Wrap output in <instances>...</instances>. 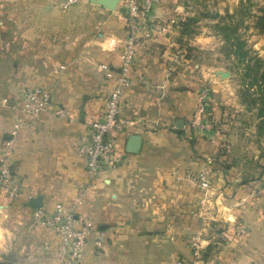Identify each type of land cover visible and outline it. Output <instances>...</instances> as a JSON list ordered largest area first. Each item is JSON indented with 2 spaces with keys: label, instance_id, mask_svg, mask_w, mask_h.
<instances>
[{
  "label": "crops",
  "instance_id": "obj_1",
  "mask_svg": "<svg viewBox=\"0 0 264 264\" xmlns=\"http://www.w3.org/2000/svg\"><path fill=\"white\" fill-rule=\"evenodd\" d=\"M60 1L0 0V145L18 112L19 94L11 96L17 86H47L51 95L50 106L33 125L26 119L14 142L12 169L22 194L9 201L0 193V264H53L58 236L35 224V208L25 204L37 194L47 212L80 198L76 212L95 232L75 264H172L188 256L195 230L207 264H264V172L249 177L233 158L238 145L218 103L209 105L212 129L188 127L197 71L180 60L164 78L165 60L179 43L181 2L161 0L149 13L153 34L135 46L120 103L124 127L112 132L115 152L90 178L76 144L113 84L98 63L119 66L124 8L122 1L108 9L80 0L65 9ZM56 106L66 114L55 115ZM130 134L139 136L135 151L126 149ZM201 166L211 180L205 192L184 177Z\"/></svg>",
  "mask_w": 264,
  "mask_h": 264
},
{
  "label": "built area",
  "instance_id": "obj_2",
  "mask_svg": "<svg viewBox=\"0 0 264 264\" xmlns=\"http://www.w3.org/2000/svg\"><path fill=\"white\" fill-rule=\"evenodd\" d=\"M78 0H61L60 5L67 8ZM123 3L125 34L121 41L119 52L120 63L117 69L111 68L107 63H98V68L105 78L113 80V84L106 93L102 102L99 117L92 119L87 124L85 135L76 144V151L84 159V169L88 177L93 178L101 167L104 156L114 154L115 145L112 132L120 131L124 121L119 118L120 103L124 89L130 83L129 71L133 62L136 44L142 43V38L151 36L153 30L149 25L148 15L161 0H120ZM142 33V35L140 34ZM180 49L174 48L168 54L164 63V78H168L181 60ZM51 104L50 91L37 85H24L19 91L18 112L10 127L2 136L0 145V193L9 201L15 200L22 194L21 184L12 169V152L14 142L21 126L27 122L33 125L39 119L40 113ZM210 92L207 86H200L195 95V105L188 119L187 125L196 131H205L215 126L210 117ZM55 115L66 114L61 107H54ZM27 119V120H26ZM184 177L204 192L210 187L211 180L204 166L196 170L188 169ZM200 201L202 199L200 198ZM80 198L69 204L55 203L47 212L37 207L33 212V221L48 227L58 236V242L51 253L49 260L53 264H75L82 255L86 240L95 232L91 223L76 212ZM196 214V210H189ZM2 210L0 209V215ZM239 232L244 229L239 227ZM95 243L100 244L98 238ZM189 254L187 257H176L172 264H207L202 259V244L198 230L193 231L187 239ZM45 252L48 245H45Z\"/></svg>",
  "mask_w": 264,
  "mask_h": 264
},
{
  "label": "rangeland",
  "instance_id": "obj_3",
  "mask_svg": "<svg viewBox=\"0 0 264 264\" xmlns=\"http://www.w3.org/2000/svg\"><path fill=\"white\" fill-rule=\"evenodd\" d=\"M179 1L180 36L174 48L180 49L181 62L191 72L197 71V85L209 88L210 104L214 101L224 108L228 130L236 140L233 146L238 145L232 150L233 158L246 175L258 177L264 172V34L256 20L263 0ZM215 11L218 14L211 17ZM37 72L41 77L49 74ZM212 79L224 85L212 88ZM24 84L11 96L18 99Z\"/></svg>",
  "mask_w": 264,
  "mask_h": 264
},
{
  "label": "water",
  "instance_id": "obj_4",
  "mask_svg": "<svg viewBox=\"0 0 264 264\" xmlns=\"http://www.w3.org/2000/svg\"><path fill=\"white\" fill-rule=\"evenodd\" d=\"M90 1L99 4L103 7H106L108 9H114L119 0H90ZM217 14L218 12L215 11L214 13L210 14V16L214 17ZM177 126H180L179 122L177 123ZM138 144H139V136L137 134H130L127 138L126 149L129 151H135L138 148ZM25 204L33 208L40 207L42 205L41 196L39 194L30 196L25 201Z\"/></svg>",
  "mask_w": 264,
  "mask_h": 264
},
{
  "label": "trees",
  "instance_id": "obj_5",
  "mask_svg": "<svg viewBox=\"0 0 264 264\" xmlns=\"http://www.w3.org/2000/svg\"><path fill=\"white\" fill-rule=\"evenodd\" d=\"M256 24L259 30L264 34V0L262 5L259 7V14L257 15Z\"/></svg>",
  "mask_w": 264,
  "mask_h": 264
}]
</instances>
